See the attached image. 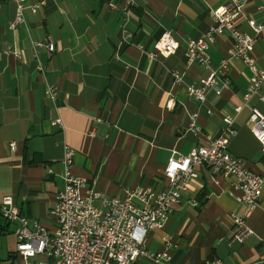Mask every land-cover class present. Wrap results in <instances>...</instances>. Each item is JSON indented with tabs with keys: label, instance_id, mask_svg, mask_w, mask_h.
<instances>
[{
	"label": "crops",
	"instance_id": "crops-1",
	"mask_svg": "<svg viewBox=\"0 0 264 264\" xmlns=\"http://www.w3.org/2000/svg\"><path fill=\"white\" fill-rule=\"evenodd\" d=\"M36 1L45 2L41 12L26 11L14 31L9 24L15 7L7 0L0 3V202L12 198L22 216L53 232L49 214L64 187V146L75 151L72 174L105 198L123 199L144 187L161 193L168 186L163 175L168 162L207 146L223 129L225 117L234 119L236 132L229 154L250 172L264 174V152L247 125L250 110L235 112L251 77L243 62H228L220 97L209 91L201 104L186 92L227 58L232 47L228 35L211 45L210 69L188 65L185 53L189 40L215 26L211 13L228 0L27 3ZM260 6L261 0L247 2L236 23L240 32L253 35L248 21L264 23ZM124 26L132 45L122 43ZM164 32L179 45L175 54L150 60L136 48L153 51ZM46 38L56 53L41 50L33 56V44ZM255 47L254 56L264 67V43L259 40ZM116 54L119 60L113 59ZM173 72L182 77L177 86ZM48 85L58 88L55 104L45 97ZM260 96L264 86L249 106L264 114ZM193 116L197 133L190 130ZM58 118L61 130L51 126ZM11 144L17 146L15 153ZM198 171L199 178L172 207L163 227L148 232L145 255L136 264H264V196L259 208L249 212L234 199L232 180L206 168ZM233 217L243 218L252 232L242 244L231 243ZM12 229L1 237L10 234L16 242ZM15 263L24 261L16 254Z\"/></svg>",
	"mask_w": 264,
	"mask_h": 264
},
{
	"label": "built area",
	"instance_id": "built-area-1",
	"mask_svg": "<svg viewBox=\"0 0 264 264\" xmlns=\"http://www.w3.org/2000/svg\"><path fill=\"white\" fill-rule=\"evenodd\" d=\"M3 0H0L2 3ZM15 7L14 20L9 24V30L14 31L24 23L26 11L36 15L45 5L44 1L27 3L28 0H7ZM249 0H228V2L211 13L215 26L198 39L186 43V62L188 65L197 64L204 69H210V48L216 37L228 35L232 40V47L227 52V58L206 79L199 80L198 85L188 86L187 94L198 103H205L206 95L213 91L220 97L226 83L223 79L227 75L228 62L239 60L249 70L251 77L244 95L241 107L250 110L248 127L250 132L261 145L264 152V114L249 106V100L260 95L264 86V67H260L254 56L259 40L264 43V23L258 24L248 21L253 36L238 30L236 23L243 13ZM264 2V0H261ZM133 5V0H128ZM1 9V4H0ZM264 9L260 6L259 10ZM132 35L126 27L122 28V43L131 44ZM179 45L169 32H164L153 51L147 52L143 46H136L139 52L148 59L156 56L168 57L175 54ZM34 55L45 50L48 54L56 53L54 43L50 38L33 44ZM114 60H119L118 54ZM264 66V57L261 59ZM39 71H42L39 68ZM170 77L176 86L182 83L178 73H171ZM58 88L48 85L45 89L46 99L55 104ZM264 104V97L260 96ZM211 115V112H208ZM224 127L217 136L209 138L208 145L198 147L184 157L172 158L163 175L167 181V189L161 193L149 187L130 190L125 198H105L100 193L88 187L86 182L75 177L71 170L74 165L75 151L64 146L63 190L56 196L50 216L55 225L53 232L48 231L38 221H30L19 212L10 197L0 202V217L13 229L16 239V254L24 264H34L36 258H43L38 264H136L145 255L144 247L149 231L159 230L165 224L172 207L178 205L183 195L189 190L194 181L199 178V169L206 168L215 176L232 180L231 187L237 195L234 199L244 205L249 212L259 208L264 196V174L257 175L250 172L244 162L232 157L228 152L230 140L236 136L234 119L223 118ZM51 126L61 130L60 118L51 121ZM190 130L197 133L196 116L192 117ZM11 152L17 151L15 144L10 145ZM101 201V207L96 203ZM235 233L231 243L242 244L252 232L246 227L243 218L233 217ZM210 264H221L215 261Z\"/></svg>",
	"mask_w": 264,
	"mask_h": 264
},
{
	"label": "rangeland",
	"instance_id": "rangeland-1",
	"mask_svg": "<svg viewBox=\"0 0 264 264\" xmlns=\"http://www.w3.org/2000/svg\"><path fill=\"white\" fill-rule=\"evenodd\" d=\"M253 36L252 34H250ZM261 41V40H260ZM14 239L9 236L0 237V259L2 260L1 264H10L8 257L11 253L16 252V245L14 244ZM40 261H44L43 258H36L33 262L38 264Z\"/></svg>",
	"mask_w": 264,
	"mask_h": 264
},
{
	"label": "trees",
	"instance_id": "trees-1",
	"mask_svg": "<svg viewBox=\"0 0 264 264\" xmlns=\"http://www.w3.org/2000/svg\"><path fill=\"white\" fill-rule=\"evenodd\" d=\"M9 227L10 225L5 222L1 217H0V237L7 234L9 232ZM8 257V260L10 264H16V254H10ZM2 263V260L0 259V264Z\"/></svg>",
	"mask_w": 264,
	"mask_h": 264
}]
</instances>
